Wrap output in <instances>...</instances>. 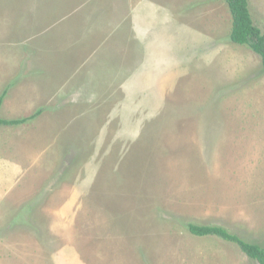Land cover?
I'll return each mask as SVG.
<instances>
[{"label":"rangeland","instance_id":"374dc122","mask_svg":"<svg viewBox=\"0 0 264 264\" xmlns=\"http://www.w3.org/2000/svg\"><path fill=\"white\" fill-rule=\"evenodd\" d=\"M264 29V0H248ZM223 0H0V264H258L264 71ZM16 179V180H17Z\"/></svg>","mask_w":264,"mask_h":264},{"label":"trees","instance_id":"16d2710c","mask_svg":"<svg viewBox=\"0 0 264 264\" xmlns=\"http://www.w3.org/2000/svg\"><path fill=\"white\" fill-rule=\"evenodd\" d=\"M230 12L231 26L229 39L236 44L248 46L260 57L262 70L264 71V29L256 26L251 18L248 0H223ZM8 92L6 86L0 92V108ZM42 113V109H36L29 116L18 118L0 117V126H18L34 120ZM190 233L195 236H215L227 242L235 244L247 257L264 264V244L249 242L238 234L229 231L227 228L217 224H197L188 222L185 224Z\"/></svg>","mask_w":264,"mask_h":264},{"label":"crops","instance_id":"0c3cea01","mask_svg":"<svg viewBox=\"0 0 264 264\" xmlns=\"http://www.w3.org/2000/svg\"><path fill=\"white\" fill-rule=\"evenodd\" d=\"M21 173L22 168L16 164H9L7 160L3 162L0 160V217L1 211L9 203V196L11 195L9 192L18 182L19 179L17 177Z\"/></svg>","mask_w":264,"mask_h":264}]
</instances>
